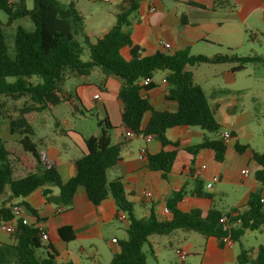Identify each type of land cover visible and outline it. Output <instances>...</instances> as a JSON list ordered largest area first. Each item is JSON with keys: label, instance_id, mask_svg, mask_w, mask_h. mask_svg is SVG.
<instances>
[{"label": "crops", "instance_id": "obj_1", "mask_svg": "<svg viewBox=\"0 0 264 264\" xmlns=\"http://www.w3.org/2000/svg\"><path fill=\"white\" fill-rule=\"evenodd\" d=\"M120 1L110 0L109 4L117 6ZM229 1L235 9H212L214 0H141L138 9L129 16L127 27L123 28L130 35L132 47H138L145 56L154 51L172 54L189 48L190 56L233 54L239 58L249 55L261 59V63L247 64L238 73L232 72V68L236 67L233 63L200 64L189 69L193 83L203 90L213 118L222 130L220 136L224 132L232 135L226 143L225 158L221 163L214 162L209 150H201L194 155L188 152L204 135L197 128L180 126L167 130L165 139L175 146L166 148H162L155 139L148 143L139 136L128 139L118 162L107 170L106 181L119 180L131 194L136 218H147L152 213L158 220L167 221L169 214H164L163 210L173 194L179 191L183 192V196L176 208L185 213L192 210L222 214L235 210L241 213L254 194L259 195L264 205V186L255 182L253 175L257 168L252 163L254 154L264 153V76L259 73V66L264 67V55L259 54L260 50H264V0ZM77 5L78 2L74 8L84 19ZM151 8L153 12H150ZM114 12L97 18L106 25L105 28L95 27L94 31L84 34L93 40L101 32L112 28L115 25ZM19 24L14 23L10 29ZM248 33L252 35L250 39ZM163 43H167L170 49H164ZM242 48H247L248 52L236 53ZM129 50H120L125 61L129 60ZM165 74L153 73L150 83L154 89L142 92L150 104V111L142 117V128H145L153 112L174 113L177 110L175 103L164 97V88H168ZM68 85L71 90L67 91L75 92L87 110H96V116L100 114L98 120L106 116L110 124L119 128L125 136L127 130L122 128L120 121L122 104L117 98L121 83L117 78H104L100 70L94 68L85 83L72 77L65 81V89ZM95 95L97 99L93 98ZM13 103L17 102H6L7 105ZM31 125L34 142L44 147L46 159L54 166L62 182L75 175V161L87 153L84 139L98 131L97 126L86 122L85 116L57 117L53 111L50 114L38 113ZM0 128L6 129L8 135L7 124L1 122ZM14 139L8 135L6 142ZM236 142L246 144L247 148L237 153L234 149ZM142 147L146 148V156L144 160H138ZM162 149L176 152V159L166 178L161 172L147 168V159ZM245 170L247 173H244ZM213 178H218V182L208 189L206 185ZM43 191L50 192L52 196L58 195L55 188L47 187L25 198L9 200L7 192L0 196V205L5 204L10 209L11 206H19V203L26 204L23 208L19 206L21 218L46 233L47 239L42 240V246L51 244L57 253V264H109L112 255L119 252L120 242L127 238V221L118 218L114 200L108 197L99 206H93L85 190L78 188L72 206L57 212L58 208L45 202ZM143 191L151 193V198L144 199ZM62 227L71 228L75 235L73 241L61 240L57 232ZM150 240L157 245L155 253L148 254L155 264H171L164 260L165 243L169 246L175 243V249L184 251L185 260L179 264H239L237 257L240 251L245 252L248 264H252L259 247L264 246V227L254 232L246 230L240 243L234 241L232 249H228L221 239L182 230L165 237L156 235ZM0 243L11 244L9 236L0 233Z\"/></svg>", "mask_w": 264, "mask_h": 264}, {"label": "trees", "instance_id": "obj_2", "mask_svg": "<svg viewBox=\"0 0 264 264\" xmlns=\"http://www.w3.org/2000/svg\"><path fill=\"white\" fill-rule=\"evenodd\" d=\"M140 1L121 0L115 6V25L91 40L83 33L84 19L74 8V3L60 8L55 0H33L32 7L28 9L25 0H0V12L5 15V22L0 20V116L7 101L24 100L23 105L16 109V118L3 116L7 119L8 135L15 139L9 143L0 138V196L8 192L9 200H15L51 187L58 191V195L43 191L45 202L61 210L72 206L78 188L85 190L93 206H99L111 197L117 210L125 215L127 238L120 242L119 252L112 255L109 264H146L142 248L146 246L148 254L153 255L157 246L150 238L156 235L165 237L178 230L222 239L226 235L219 225L223 215L229 224H234L230 230L233 242L240 243L246 230L254 232L264 227V205L258 194L250 198L241 213L235 210L225 214L199 210L185 213L176 208L183 196L179 191L166 204L167 221L158 220L152 213L147 218H136L131 194L119 180L106 181L107 170L118 162L128 143L121 130L114 128L106 116L97 121L98 131L84 139L87 153L75 161L76 173L65 182L60 180L54 166L46 159L44 147L34 142L31 124L38 113L52 112L61 105L73 115L86 116L91 112L82 105L76 93L68 92L64 85L72 77L85 83L90 72L98 68L104 78L115 77L121 83L117 98L122 104L120 121L123 129L137 135L152 136L162 148H166L175 146L165 139L167 130L180 126L197 128L204 135L188 152L194 155L198 151L209 150L214 162L224 161L226 143L220 137L222 130L213 118L203 90L193 83L189 69L200 64L233 63L236 67L232 72L238 73L247 64L261 63V59L249 55L239 58L233 54L190 56L189 48L172 54L154 51L137 59L140 49L132 47L130 35L123 28L127 27L128 18L138 9ZM194 5L203 8L202 5ZM217 8L235 9L229 0H214L212 9ZM23 20H28L32 26L16 25L13 52L9 55L4 29ZM262 22L264 24V12ZM251 37L248 33V39ZM86 48L88 60L82 61L81 55ZM123 48L130 49L127 61L120 55ZM155 72H166L168 88H164V97L175 103L177 110L174 113L153 112L142 128V117L150 111L148 97L142 92L154 89L150 78ZM143 79L148 80L146 86L142 84ZM246 148V144H234L237 153ZM175 159V151L162 149L147 159V168L161 172L166 178ZM252 163L257 168L253 175L255 182L264 186V153L254 154ZM4 205H0V221H9L11 211ZM19 206L23 208L26 204L19 203ZM57 233L64 242L75 238L69 227H62ZM9 239L11 244L0 243V264H57V253L49 243L42 246L35 224H22L18 220ZM237 260L239 264H248L243 251ZM252 264H264V246L259 247Z\"/></svg>", "mask_w": 264, "mask_h": 264}, {"label": "rangeland", "instance_id": "obj_3", "mask_svg": "<svg viewBox=\"0 0 264 264\" xmlns=\"http://www.w3.org/2000/svg\"><path fill=\"white\" fill-rule=\"evenodd\" d=\"M55 1L59 4L60 8H63L64 6L69 5V3L76 4V2H78L77 6L79 8H81V11L83 12L84 19H85L84 20L83 33H87L88 31H94L95 27L105 28L106 25L102 24L101 20H99L97 18H101L104 16L107 17L110 12L115 11V7H114L115 5L114 4H109V3L104 4L100 0H55ZM25 3H26L25 4L26 7L28 9H30L32 7L33 0H25ZM4 19H5V15L2 12H0V20L3 22ZM19 23L22 24L25 28L32 26L28 20H23V21H20ZM4 32H5V41H6L7 48H8V54L12 55L14 28L13 27H12V29H10V27L5 28ZM237 52L240 54H246L248 52V50H247V48H242L239 51H236V53ZM259 54L264 55V50H260ZM81 60L82 61L88 60L87 48L84 49L83 54L81 55ZM259 68H260L259 69L260 76H264V67L259 66ZM90 79H91V77H90ZM66 90H68V91L71 90L69 85L66 87ZM23 103H24V100L22 99L17 103H13V104H15L14 106H13V104L12 105L6 104V108L2 112L3 114H2V116H0V123L3 122L5 124H7V119L4 118L3 116H9L11 118H16V109L19 108L20 106H22ZM53 113L55 115H57V117H63V116L65 117V116L73 115L71 113V111L63 105L56 106L55 109L53 110ZM43 114H50V112L45 111V112H43ZM96 115H97L96 110H93L89 114H86V116H85L86 122H89L94 126H97V121H98L97 117H99L100 114L98 116H96ZM71 124H74V123L71 122ZM53 129H54V126H53ZM0 138L4 141H7L8 135H6V129L0 128ZM136 215H139V214H136ZM154 237L155 236H153L151 238H154ZM175 247H176L175 243L172 244L171 246H169L167 243H165L164 260L167 261L168 263H171V264H179L180 263V261L178 260V258L174 254ZM237 249H239V248L237 247ZM142 251H143V253H145L147 263L148 264H155V262L148 256L146 246L142 248Z\"/></svg>", "mask_w": 264, "mask_h": 264}, {"label": "built area", "instance_id": "obj_4", "mask_svg": "<svg viewBox=\"0 0 264 264\" xmlns=\"http://www.w3.org/2000/svg\"><path fill=\"white\" fill-rule=\"evenodd\" d=\"M100 1H102L104 4H108L110 2V0H100ZM153 11H154V9L151 8L150 12H153ZM163 48L169 50L170 46L167 45V43H163ZM141 55H142L141 51L138 50L137 51V59H140ZM147 83H148L147 79H143L142 80V84L143 85L146 86ZM93 98L97 99L98 96L95 95V96H93ZM136 136L143 137V140L145 141V143H148V142H150L152 140V136H143V134H138L137 135V134H134L132 131H129V130H127L125 132V138L126 139H130V138H133V137H136ZM220 137L222 138L221 140H223L225 143H227L229 140L232 139L230 133H228V132H224L223 134H221ZM145 156H146V148L142 147L140 149V152H139V156H138L139 159L138 160H142V159L144 160ZM244 173H247V171L245 170ZM216 182H218V178H213L212 182L206 185L207 188L210 189L212 184L216 183ZM141 194H142V197L144 199H150L151 198V193H149V192L143 191V192H141ZM261 202H263V200H261ZM10 211H11V215H12L11 220H9V221H0V233L6 234L8 236L14 234V232H15V222H17L18 220H21L22 224H26L28 222L27 220L21 218V216H20L21 215V209H20L19 206H16V205L11 206ZM61 211H63V210L58 209L57 212H61ZM163 213L167 214L168 213L167 209H164ZM118 218L120 219V221H125V215L123 213H121L120 211H118ZM219 225L221 226L220 227L221 230L224 233H226V235L221 239L222 242L224 243V245L226 247H228V249H232L233 245H234V242L230 238V230H231V227H233V226L231 224H229L227 217L224 216V215L220 217ZM37 229L39 231L41 239L43 241H45L47 239L46 233L41 228H37ZM174 253H175L176 257L178 258V260L180 262L185 260L186 254L184 253V251H182L180 249H175Z\"/></svg>", "mask_w": 264, "mask_h": 264}]
</instances>
